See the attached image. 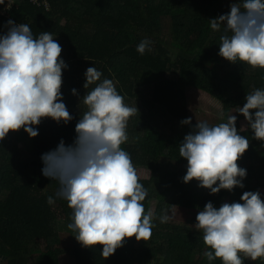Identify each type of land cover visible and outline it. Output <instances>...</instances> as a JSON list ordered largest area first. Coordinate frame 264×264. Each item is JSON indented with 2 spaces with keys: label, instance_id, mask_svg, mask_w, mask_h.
Wrapping results in <instances>:
<instances>
[{
  "label": "trees",
  "instance_id": "trees-1",
  "mask_svg": "<svg viewBox=\"0 0 264 264\" xmlns=\"http://www.w3.org/2000/svg\"><path fill=\"white\" fill-rule=\"evenodd\" d=\"M5 2L0 4V35L12 20L28 24L34 36L52 33L62 47L61 59L68 68L61 92L72 120L65 124L46 118L34 126L39 133L35 138L21 129L0 141V264H222L207 260L204 252L210 249L191 226L208 202L216 208L226 201L242 203L246 191H259L264 199V141L254 138L248 121L239 115L237 130L246 121L241 135L250 142L238 161L246 165L244 188L215 195L195 180L183 182L187 161L180 157L179 145L196 125L181 123L188 118L187 88L220 101L226 120L231 110L243 107L248 93L264 89V69L249 73L250 66L219 55L223 26L213 30L209 21L230 13L233 0H46L48 8L30 0H17L11 7ZM144 40L151 41L150 50L141 55L137 46ZM171 48L177 50L175 59ZM89 67L102 72L101 80H112L126 104L138 107L128 122V142L121 147L137 171L150 172L148 179L139 177L148 191L145 211L154 213L153 234L141 243L134 237L126 240L108 259L101 256L102 246L86 248L75 239L67 227L72 209L56 197L58 182L42 174V155L61 140L72 145L76 139L75 126L84 111L81 100L94 87L84 88ZM27 141L29 157L23 158L20 145ZM165 192L170 193L168 201L162 199ZM49 196L55 199L52 205ZM175 207L189 212L187 223H160L159 216ZM66 253L70 262L62 260Z\"/></svg>",
  "mask_w": 264,
  "mask_h": 264
},
{
  "label": "clouds",
  "instance_id": "clouds-1",
  "mask_svg": "<svg viewBox=\"0 0 264 264\" xmlns=\"http://www.w3.org/2000/svg\"><path fill=\"white\" fill-rule=\"evenodd\" d=\"M209 22L213 30L223 26L222 58L264 69V0H233L230 13ZM6 27L7 33L0 35V141L21 129L35 138L39 133L34 126L46 118L69 123L72 116L61 92L63 70L68 68L61 59L62 47L52 33L34 36L26 23L9 20ZM150 43L142 41L137 51L143 55ZM102 75L95 67L86 70L84 88L94 87L81 100L84 111L75 126L74 143L66 145L61 140L41 159L43 176L59 184L56 197L72 209L67 227L75 239L86 248L102 246L101 256L108 259L128 239L149 240L155 225L153 211L146 212L143 203L148 191L140 183L131 155L121 147L129 139V119L139 109L126 104L114 82L101 80ZM72 94H78L76 89ZM236 113L248 121L254 138L264 141V89L248 93ZM181 123L191 126L192 119ZM236 124L235 114L214 125L196 123L179 145V155L187 161L184 183L195 180L213 195L244 188L247 170L238 161L250 142ZM241 201L219 208L208 202L198 211L197 223L191 227L202 234L210 249L204 252L209 262L264 260V199L259 191H246ZM47 203L52 205L55 199L49 196ZM171 219L167 210L159 216L162 224Z\"/></svg>",
  "mask_w": 264,
  "mask_h": 264
},
{
  "label": "rangeland",
  "instance_id": "rangeland-1",
  "mask_svg": "<svg viewBox=\"0 0 264 264\" xmlns=\"http://www.w3.org/2000/svg\"><path fill=\"white\" fill-rule=\"evenodd\" d=\"M59 24L65 25V21L62 19L57 20ZM172 51V58L175 59V55L177 53V50H174L171 48ZM249 73H254L255 69L252 67H249L248 69ZM186 97H187V110H188V118L192 119L193 123L197 122H207L209 125L218 124L220 122H226V119L224 118L223 114V104L218 101L217 99L211 97L210 95L196 90L194 88H187L186 89ZM238 110V107L236 109L231 110V112L228 115L235 114L237 118L239 117V113H236ZM241 128L244 129L247 127L246 121L241 120ZM31 146V142L27 141L26 144L20 145L21 154L23 158L29 157V147ZM239 167L246 169V165L238 164ZM139 176L142 179H148L150 177V172L146 169H139L138 171ZM254 182V181H253ZM262 192H264V187L262 188ZM170 193H163L162 199L164 201H168ZM228 203V201H226ZM169 216L172 217L170 220L171 225L175 226H181L187 223V221L190 219L189 212L179 209V208H173ZM65 239H68V235H64ZM141 243V241L139 242ZM66 245V244H65ZM62 260L67 262L71 261L69 254H64L62 256Z\"/></svg>",
  "mask_w": 264,
  "mask_h": 264
},
{
  "label": "built area",
  "instance_id": "built-area-1",
  "mask_svg": "<svg viewBox=\"0 0 264 264\" xmlns=\"http://www.w3.org/2000/svg\"><path fill=\"white\" fill-rule=\"evenodd\" d=\"M6 0H0V4L6 3ZM33 4L45 7L46 0H30ZM9 4V0H7ZM11 6L17 4V0H10ZM48 5V4H47ZM9 7V6H8ZM46 8V7H45ZM48 8V7H47Z\"/></svg>",
  "mask_w": 264,
  "mask_h": 264
}]
</instances>
